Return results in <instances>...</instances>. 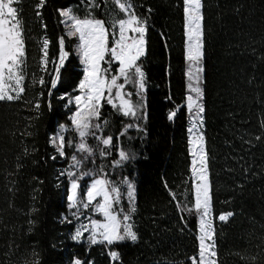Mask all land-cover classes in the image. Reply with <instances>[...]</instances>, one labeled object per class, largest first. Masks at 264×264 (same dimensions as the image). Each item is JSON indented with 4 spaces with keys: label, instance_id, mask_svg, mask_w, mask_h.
Instances as JSON below:
<instances>
[{
    "label": "trees",
    "instance_id": "16d2710c",
    "mask_svg": "<svg viewBox=\"0 0 264 264\" xmlns=\"http://www.w3.org/2000/svg\"><path fill=\"white\" fill-rule=\"evenodd\" d=\"M88 1L43 0L42 7V0L16 2L25 91L17 100L0 101V264H192L199 224L193 211H185L193 208L194 193L184 0H127L147 23L146 52L138 61L145 76L144 114L130 126L108 103L100 111L102 136L112 143L102 158L95 157V168L111 182L134 185L136 210L129 212L138 239L108 245L70 238L69 162L51 138L70 126L68 97L84 77L77 39L69 36L61 13L72 8L85 18ZM112 14L123 16L115 0H98L94 19L108 24ZM202 15L215 259L264 264V0H202ZM61 38L68 53L63 67ZM57 68L60 79L52 87ZM172 112L176 116L169 119ZM118 150L130 159L114 167ZM227 213L232 215L219 221Z\"/></svg>",
    "mask_w": 264,
    "mask_h": 264
},
{
    "label": "snow or ice",
    "instance_id": "6c2138e0",
    "mask_svg": "<svg viewBox=\"0 0 264 264\" xmlns=\"http://www.w3.org/2000/svg\"><path fill=\"white\" fill-rule=\"evenodd\" d=\"M18 0H0V101H12L19 99L24 93L23 82L25 80L24 64L26 61L25 41L23 37L22 21L19 18L17 7L13 6ZM185 13L187 20V47L186 59L189 62L188 68V90L191 94L187 96V108L192 115V127L189 132L193 133L191 141L193 145L192 155L198 157L199 168L196 167L197 160H193V176L197 181L195 185V201L193 208L185 211H197L201 213L200 218V237H199V254L198 257H192V264H217L215 251L214 230L210 217L211 197L209 195V177L207 167V154L204 151V136L200 131L203 125L204 106L203 89L201 85V76L204 71L201 61L204 56L203 48V28H202V0H184ZM119 10L127 15L126 19L117 22L119 33L118 39L115 40L114 46H108L109 31L105 27L104 21L94 18L80 19L71 14L70 11H64L61 15L68 17L73 21L71 27L74 31L69 35H78L80 41V51L83 63L87 65L86 76L80 84L81 90L87 89L84 97H76L77 103H83V109L76 113L73 118L74 123L79 131L81 143L79 151L91 155L92 149L84 142V138L91 134L89 129L92 127L100 128L99 124L92 125L91 118L99 117V108L102 106L101 101L105 100L107 93V103L113 107H118L124 115L136 116L137 108L130 100L131 93L123 91L125 84L133 82L130 74L137 77L138 86L141 90L145 89L144 73L137 61L145 55V34L147 23L137 17L131 10V4L127 0H115ZM43 6V0L40 7ZM130 33L134 35H130ZM115 35V33H113ZM64 40L61 38V57L59 67H63L64 60L68 53L63 51ZM48 42H44V56L47 57ZM119 64V75L111 76L109 79L108 68H102V61L109 56ZM47 62L46 59L44 61ZM111 64L109 63V67ZM55 79L51 82L55 87L60 79L59 68L56 70ZM123 78L125 83H117ZM40 84L44 81L41 79ZM113 89H116L113 96ZM119 100V105L115 103ZM36 108L40 105L37 103ZM176 112L169 115L173 119ZM131 126V125H130ZM51 138V143L56 147L61 156L64 155L65 138L62 134ZM103 145L109 146L112 138L109 136L102 140ZM199 149V151H197ZM119 165L123 161L130 159L124 151L119 153ZM54 158V157H53ZM76 165V157L72 158ZM70 175H75L71 173ZM127 183V181H126ZM80 185L77 181L72 182V192L68 197L73 201V206L79 198L78 189ZM86 200L82 202V207L87 209L95 202L94 210L104 217V221L92 220V228L89 230L84 226L83 231L77 230L73 239L79 241L84 231H90V242L92 244L107 243L109 245L124 240L135 242L138 239L137 233L133 230V225L129 222L131 215L123 213V209L117 210L116 206L120 202V189L115 187L111 181L106 178L95 179L91 186L88 187L84 194ZM175 198V194H172ZM127 196L132 204L131 212H135V187L128 183ZM232 213L219 216V220L226 221ZM100 237V239H98ZM113 260L119 258L115 251L110 253ZM74 264H83L79 259Z\"/></svg>",
    "mask_w": 264,
    "mask_h": 264
},
{
    "label": "rangeland",
    "instance_id": "374dc122",
    "mask_svg": "<svg viewBox=\"0 0 264 264\" xmlns=\"http://www.w3.org/2000/svg\"><path fill=\"white\" fill-rule=\"evenodd\" d=\"M13 6L16 7V2H14ZM85 6L89 9V11H87V10L82 11L84 13V15H87V16H85V18H94L93 10L98 7V0H89L85 4ZM131 10L133 11L132 6H131ZM64 11H70L73 16L79 18L78 15L75 13V11L72 8L67 9V10H63L62 12H64ZM121 13L123 16H120V18L117 15L112 14V16L109 15L108 24L106 22H104L105 27L109 31V37H108V46L109 47H113L115 40L118 39L119 28H118L117 22L121 19L127 18V15L125 13H123V12H121ZM63 18H64L65 27H66L67 32L69 34L70 32L74 31V29L71 27L73 21L70 20L68 17H65V16H63ZM185 18H186V13H185ZM80 19H84V18H80ZM202 28H203V21H202ZM185 30H186V56H187V47H188V43H189V41L187 39V20H186ZM113 33H115V35H113ZM130 35H134V34L130 33ZM69 36L77 39L76 53L79 57V60H80V63L82 65V69L84 72V77L81 81V83H82L85 79V76H86L85 70H86L87 65H85L83 63V59H82V55H81V51H80V41L78 39V35H69ZM145 41H146V39H145ZM145 52H146V43H145ZM138 61H137V64H138ZM101 63H102V68H108L107 75L109 76V79L111 78V76L119 75V64H118V62L112 60L110 55L106 56L105 61H102ZM109 63L111 64L110 67H109ZM201 64H202V67L204 69V56H203V59L201 61ZM188 68H189V62L187 61V67H186L187 87H188V84L190 83V81L188 79V75H187ZM130 78L133 82L126 83L123 91L125 93H131L130 100H131L132 104L137 108V112H136V116H134V117L131 115H127V116L125 115V116L128 117V119L132 122L131 126H136L137 120L140 119L142 114H144V108H145V104H146V99H145L146 98L145 97L146 86H145L144 90H141L138 86L137 77L130 74ZM117 83H125V82H124L123 78H121L120 80L117 81ZM144 84H145V76H144ZM203 85H204V71H203L202 76H201V85L200 86L202 87V89H203ZM23 86H24V82H23ZM86 92H87V89L81 90L80 85H79L76 94L74 96L68 97V104L73 110L72 116H71V124L68 127L67 126H61L54 136L61 134V129H63L62 134L64 135V138H65V148H64V155L62 157L65 158L66 160H68V162H69L68 169H67L69 181H70L69 196L71 195V192H72V182L75 180L80 185V188L78 189L79 198L76 202L77 206L74 207L73 201L68 199L70 202V209H71L70 215L72 217L71 220L68 218V220H69L68 222L69 223L73 222V224H74V231L70 234V238L72 241H74L76 243L86 242L88 244H92L90 242V239H89L90 231H84L83 236L81 237V239L79 241L73 239V237L75 236L77 230L83 231L84 226H87L89 228V230H91V228H92L91 221L92 220L104 221L103 215H101L100 213H98L94 210L95 202L87 209L82 207V202H84L86 200V197L84 194L86 193L88 187L91 186L92 182L98 178H106L105 176L101 175V173H99V170L97 168H95L96 163H95L94 159L96 156L97 157L99 156V159L102 158V156H104L106 154L105 149L108 148V146H105L102 143V140L104 138L102 136L101 126H100V128L92 127L89 129V132L91 134H89L88 136H86L84 138V142H86L87 145L92 149L91 155H89L87 153H82L79 151V144L82 141H81V138L79 136V131L77 130V126L74 123L73 118L76 116L77 112H80L83 109V103H77L76 97H78V96L84 97ZM115 93H116V89H113V96H115ZM189 94H191V93L188 90V95ZM104 102L107 103V93H106L105 100L101 101L102 106H103ZM115 103L117 105H119L120 102H119V100H116ZM187 103L188 102H186V106H187ZM202 103H203V100H202ZM109 105H111V104H109ZM102 106L99 108V117H100V111H101ZM113 108L116 109L119 113L123 114V112L118 107H113ZM189 115H190V122H191V127H192L193 121H192V115L190 112H189ZM99 117L98 118L92 117L91 118V124L92 125L99 124ZM200 131L203 133V136H204L203 125L201 126ZM193 136H194V134L190 133L191 152L193 151V145L191 143ZM120 151H122V150H118V156L116 158L111 159V164L113 163L114 167L119 166L122 163L121 162L119 165H117V163H116L117 161L120 160V156H119ZM197 151H199V149H197ZM204 151L206 152L205 140H204ZM206 154H207V152H206ZM74 156L76 157L77 161H81V163L79 165H76V162L72 159ZM192 157H193V155H192ZM194 159L197 160L196 167L199 168V163H198L199 158L193 157L192 165H191V172H192V168H193V160ZM207 167H208V157H207ZM71 173H75V175H70ZM208 177H209V173H208ZM106 179H108V178H106ZM191 180H192V187H193L194 201H195V185H196L197 181L195 180V178L193 176V172L191 173ZM128 183H129L128 181L126 183V180L124 181V183H120L119 181L112 182V184L115 187H118L120 189V193H121L120 202L116 206L117 210L123 209V213L130 214L132 204L130 203L129 198L127 196ZM209 186H210V181H209ZM122 187H124L125 189L123 190ZM209 195L211 197L210 187H209ZM124 200L127 203V207L125 206L123 208V204H124L123 201ZM193 213L195 214V216L197 217V220H198V224H199V226H198V231H199L198 237H200V234H201L200 233L201 213L197 212V211H193ZM206 219H211L213 230H214V219L212 216V204H211L210 217H208ZM219 221H221V220H219ZM129 222L132 224V220H130ZM98 239H100V237H98Z\"/></svg>",
    "mask_w": 264,
    "mask_h": 264
}]
</instances>
